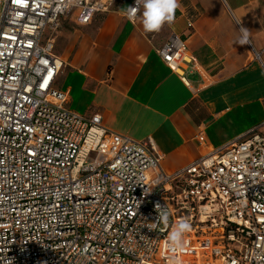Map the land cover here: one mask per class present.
<instances>
[{
	"label": "built area",
	"instance_id": "2783aa9c",
	"mask_svg": "<svg viewBox=\"0 0 264 264\" xmlns=\"http://www.w3.org/2000/svg\"><path fill=\"white\" fill-rule=\"evenodd\" d=\"M113 2L0 0V264H264L256 127L167 173L152 139L71 111L54 87L62 61L46 30L73 12L89 24ZM157 52L174 70L188 62L175 34ZM182 219L191 231L173 251L168 235Z\"/></svg>",
	"mask_w": 264,
	"mask_h": 264
},
{
	"label": "crops",
	"instance_id": "0c3cea01",
	"mask_svg": "<svg viewBox=\"0 0 264 264\" xmlns=\"http://www.w3.org/2000/svg\"><path fill=\"white\" fill-rule=\"evenodd\" d=\"M132 1L114 0L86 25L73 12L46 30L62 61L54 87L67 107L99 114L111 132L152 139L167 173L251 128L264 135V0H179L174 22L159 32L144 31L143 7L126 17ZM241 27L245 45L236 43ZM171 34L187 47L188 62L176 70L157 52Z\"/></svg>",
	"mask_w": 264,
	"mask_h": 264
},
{
	"label": "clouds",
	"instance_id": "9594fccd",
	"mask_svg": "<svg viewBox=\"0 0 264 264\" xmlns=\"http://www.w3.org/2000/svg\"><path fill=\"white\" fill-rule=\"evenodd\" d=\"M143 7L142 25L145 32H159L165 23L171 24L175 20V12L180 7L179 0H136V6H129L126 10L128 18L134 19L140 7ZM240 36L236 43L245 45L249 43V30L241 27ZM157 206L158 220L167 221L168 213L160 211ZM156 227V223L152 224ZM191 231V223L182 219L173 227L168 235V246L171 250H183L186 241L184 234Z\"/></svg>",
	"mask_w": 264,
	"mask_h": 264
},
{
	"label": "snow or ice",
	"instance_id": "6c2138e0",
	"mask_svg": "<svg viewBox=\"0 0 264 264\" xmlns=\"http://www.w3.org/2000/svg\"><path fill=\"white\" fill-rule=\"evenodd\" d=\"M13 2L19 4L21 3V0H13Z\"/></svg>",
	"mask_w": 264,
	"mask_h": 264
},
{
	"label": "rangeland",
	"instance_id": "374dc122",
	"mask_svg": "<svg viewBox=\"0 0 264 264\" xmlns=\"http://www.w3.org/2000/svg\"><path fill=\"white\" fill-rule=\"evenodd\" d=\"M48 36V33L45 34V37Z\"/></svg>",
	"mask_w": 264,
	"mask_h": 264
}]
</instances>
